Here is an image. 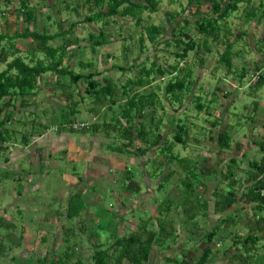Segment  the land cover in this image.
Segmentation results:
<instances>
[{
  "label": "rangeland",
  "instance_id": "obj_1",
  "mask_svg": "<svg viewBox=\"0 0 264 264\" xmlns=\"http://www.w3.org/2000/svg\"><path fill=\"white\" fill-rule=\"evenodd\" d=\"M95 1L91 0L89 7L88 3L84 4L85 0L40 2L42 7L33 6L35 24L25 21L24 15L21 14L20 1L0 2V33L10 34L22 30L26 25L31 28L35 25L37 30H44L40 27L44 26L52 33L66 30L64 34L50 42L56 46L62 44L65 39L71 41L64 63L77 72L101 71L102 73L95 78L102 80L105 76L107 78L112 76L109 81L118 86L114 91V102H110L112 97L108 96L96 107L97 111L89 112L88 107L94 103L84 91L85 84L81 82L72 84L68 77H61L55 82V75L47 72L42 75L37 93L27 100L29 101L27 105L21 106L18 100L15 101L14 115L8 123L9 128L14 129L11 141H15V144L9 151L0 152V164L4 163L5 156L11 160L4 163L5 165L2 164L3 166L0 165V246L6 252L5 255L0 254V264H44L42 257L39 256L46 255L48 258L53 255L56 259L66 245H70L72 252L69 259L65 258V264H74L79 259L82 264H94L93 251L95 244L99 242L109 246L111 264H132L127 257H122L117 263V256L122 252L123 246L113 244L117 236L127 238L138 233L144 221L148 230L162 228L158 242L153 245L144 264H178L182 258L195 261L203 250L206 241L204 234L209 228V221H205L207 218L199 217L197 229L191 230L192 224L188 223L187 213H184L185 210L180 211L179 208V204L183 205V199L177 197L172 201V196H175L174 193L179 195L177 190L184 186L182 180L189 168L202 177L201 170L193 166L197 164L199 167L202 164L203 156L196 151L213 153L214 140L210 141L209 149L201 145L204 138L209 136L202 135L199 127L204 126L205 128H202L204 131L209 128L207 119L215 121L219 118L215 117L214 109L220 104L207 101L211 98L214 87H220V95L224 96L226 93L223 91L232 90L229 81L235 77L234 73L232 72V77L227 80L224 77V69L215 68L220 64L218 59L224 47L209 38L208 46L211 50L206 51L201 47L197 52L196 47L188 52L185 60L174 56L173 52L180 51V47L175 46L172 41L170 45L165 46L162 41L152 44L145 40L143 50L139 48L141 24H165L164 38L167 41L174 35L172 29L176 28L178 36L179 26L199 39L193 23L184 22V18H189L193 22L199 16L193 14L196 9L194 2L158 0L157 10H144L140 15L141 24L136 25L135 18L131 16H109L105 19L107 23L102 20H87V16L100 9H106L108 0L101 4H96ZM259 1L252 0V5L247 6L240 3L238 9L228 17L230 29L247 32L251 30L254 21L244 22L245 9L250 8L256 10L253 19L256 21L258 17L259 20L257 23L254 22L257 26V35L260 38L264 36V13L261 14L256 9ZM261 1L264 9V0ZM210 4L203 1L201 10L204 14L209 13ZM171 14L174 16L173 23L169 16ZM10 15L15 21L9 22ZM73 22L74 26L71 27ZM177 24L178 27H175ZM100 30L104 32V41L100 45H95ZM17 41V46L22 50H29L34 45L30 40ZM4 45L7 46V52H10L9 44L6 45L4 42ZM9 55L10 53L7 59L11 60L12 56ZM21 56L29 61V54L25 51ZM200 56L203 58L202 64L198 60ZM242 59H235L234 63L237 61L236 63L241 65ZM152 60L164 65L177 63L180 68L177 73L180 76H183L186 68L193 70L194 86L191 85L190 90L181 91L180 100L172 99L169 103L168 98L171 94H165V85L173 79L175 75L173 73L163 75L154 73L152 82L140 89V93L152 90L156 92L154 111H151L153 107L150 106L146 108V113L149 115L154 112L155 121L158 122L164 136L172 138L180 123L189 126L187 129H190L189 132H185L187 136H183L186 144H196L193 147L197 150L192 151L190 148L186 150L185 144L176 143L173 153L179 154L180 157H185L186 152L190 155L194 153V164L191 163L190 166L185 161L178 164L175 161L172 163L164 161L161 164L160 153L156 148L150 149L142 156L108 148L109 145L122 144L125 140L120 136L119 128L105 127L103 124L111 125L114 118L120 116L123 103L128 99L122 92L121 85L129 78L133 79L136 73L140 74L136 67L122 71L120 67L110 65L117 63L118 66H128L131 63L145 62V66L149 67ZM249 60L245 59L246 64ZM79 61L84 62V65H80ZM87 62H91V65L88 66ZM4 66L5 63L0 62V70ZM248 76L249 74L244 78V83L250 81ZM127 89L129 90V87ZM257 95L252 96L248 90L240 91L239 99L234 106H230L228 120L232 123L241 122L235 128L239 135L246 133L248 136L247 127L251 126V121L254 120L243 121L245 105L246 109L250 110L254 107L253 101L259 102V105L260 102H264V86L258 89ZM196 97L201 98L204 106L201 110L196 107L194 100ZM72 101L78 109L74 115H71L68 109ZM64 116H69L68 118H73L74 121L93 122L97 124L96 131L87 129L88 132H85L78 128L76 130H80L79 132H68L53 129L59 119L62 121L67 119ZM22 121H25L24 125H21ZM40 121L48 126L41 135L37 131L42 129L38 125ZM144 122L146 125L149 124L148 116ZM212 134L215 137V133ZM23 136L28 138L29 144L21 143ZM139 144L143 147L145 143L139 141ZM251 149L253 154L246 157V162L261 156V152L255 150L254 146H251ZM124 171H127V175L130 173L132 178L127 180ZM6 173L11 175L5 176ZM72 179L76 182L74 186L68 184ZM30 186L35 187L34 190L29 191ZM76 191L80 192L78 199H75L77 202H74L82 207L80 217L69 218L66 215L69 199ZM21 192L24 197H17L16 194ZM29 196L34 197L32 198L34 203H30L31 207L27 208L24 204L28 202ZM170 198L171 201H166ZM15 200L20 202L18 206L14 204ZM158 208L162 209L161 213L158 212ZM101 224L105 227L100 228ZM139 236L144 238L147 234L140 231ZM218 248L214 246L212 256L206 264H227L218 262L216 257L221 254L222 247ZM257 250L261 252L262 248L258 247ZM12 253H15L14 260L10 259Z\"/></svg>",
  "mask_w": 264,
  "mask_h": 264
},
{
  "label": "trees",
  "instance_id": "obj_2",
  "mask_svg": "<svg viewBox=\"0 0 264 264\" xmlns=\"http://www.w3.org/2000/svg\"><path fill=\"white\" fill-rule=\"evenodd\" d=\"M21 3V14L24 15L25 20L29 23L35 24V16L33 13V7L29 6L27 0H19ZM91 0H85V5ZM105 0H96V4H101ZM173 0H170V2ZM190 3L194 2L196 5L195 14H199V16L191 22L189 18H184V22L186 24L193 23L196 32L200 38L204 39V45L207 47V38H217L220 30L227 28V20L229 15L236 11L239 7L240 3H243L245 6L252 3V0H188ZM203 1L210 2L209 13L204 14L201 10ZM159 1L158 0H145V2H139L134 0H108L106 2V9H100L92 15L87 16V20L89 21H97L102 20L107 23L105 20L109 16H131L135 18L136 25L140 23V15L144 10L156 11ZM252 5V4H251ZM248 9V10H246ZM245 9L244 18L246 21L251 19L256 15V10H250V8ZM258 9L261 14L264 13L262 1H259ZM170 20L173 23L174 16L171 14ZM74 26V22L71 24V27ZM178 27V24L175 26ZM43 29V28H42ZM164 29L165 24H141L140 26V36L138 38L139 48L143 50L145 44L144 41L147 40L152 44H158L160 41L164 43L165 46L170 45L169 43L172 41L175 46L180 47V51H174V56L178 59L185 60L188 52L197 47V52L200 47H202L201 39H196L194 36L189 34L187 30H182L179 26L180 31L176 32V28L172 29L173 36L170 37V40L167 41L164 38ZM66 30H60L57 32H48L46 28L44 30H37L26 26L22 30H17L15 36H10L12 38L11 41L15 38L22 39H30L34 45L31 49H29V61H26L24 57L21 55H14L11 60L7 61L5 67L0 70V152L7 150L9 151L13 148V144L15 141H11L12 133L14 129L9 128L8 123L11 122V119L14 115V110L16 108L15 101H19V105L24 106L27 105L30 97H34L37 93L38 85L41 82L42 75L47 72H51L55 75L56 81H59V78H69V81L72 84H76L81 82L85 84V93L93 99V105L88 107L89 112L97 111L96 107L102 104L103 99L110 96L112 97L109 101L114 102L113 95L114 91L118 87L114 82H111L112 76H105L101 79L95 78L96 75L101 74L102 72L89 71L86 73L77 72L69 68L68 65L64 63V59L67 56L68 46L71 44L69 39L63 40L62 44L53 46L50 44L52 40L60 36L62 33L64 34ZM9 33H0V40ZM176 35V36H175ZM97 37L99 39L95 40V45H100L104 40V32L100 30ZM206 41V42H205ZM161 42V43H162ZM127 47V46H126ZM3 48V47H2ZM41 54V57H38ZM127 55V54H126ZM125 55V56H126ZM7 52L4 49L0 51V61H6ZM199 63H202V58ZM80 65H84V62L79 61ZM87 65L90 66L91 62H87ZM113 65V66H112ZM145 62L131 63L128 66L122 65L118 66L117 63H112L110 66L112 67H120L122 71L131 68H138L140 74H135L134 78H129L126 83L121 85L122 92L128 96V99L125 100L123 106L121 108L120 116L114 118V123L111 125L103 124L105 127L119 128L121 131L120 136L124 138V142L119 145H109L108 148L114 151H124L128 154H139L142 156L146 154L150 149H158L160 153L159 162H184L188 161V166L193 163V160L189 157H180L179 154L173 153L174 145L176 143L185 144L186 140L184 136L187 131V126L184 123H180L177 125V130L172 134V138H168L164 136L160 130V126L158 122L155 121L156 116L154 112L151 114L146 113L147 107H153L156 101L157 94L155 91H150L148 93H140V89L148 86L152 80L154 79L153 74H175L173 79L169 80L165 85V94H171L168 101H172V99L180 100L181 91L190 90L191 85L193 84V72L192 69L186 68L183 76H180L177 72L179 71V67L177 63H172L170 65H164L156 60H152L150 66H145ZM257 80L251 81L254 86L253 91L258 89L259 86L264 84V72L257 73ZM252 80V79H251ZM64 85L63 83H60ZM129 87V90L127 89ZM63 88H65L63 86ZM83 95H81V99ZM171 99V100H170ZM196 101V106L198 110L203 109V104L200 102V98H194ZM254 107L252 110L258 109L259 102L253 101ZM69 113L74 115L78 109L76 105L68 106ZM154 111V107L153 110ZM250 111V110H249ZM96 113V112H95ZM148 116V125L145 124L144 119ZM67 119L62 121L59 119L56 122V129L58 131H68V132H79L80 130H76L77 128H72L71 125L74 123L83 122V125L80 128L82 131H87L90 129L96 131L97 124L93 122H86V120H73V118H68L69 116H64ZM160 120V119H159ZM180 121V120H179ZM181 122V121H180ZM25 121H22L21 125H24ZM42 127V129H37L39 134H43L45 130L48 129V126L41 122L38 124ZM69 125V126H68ZM117 125V126H116ZM90 132V131H89ZM184 135V136H183ZM212 137V136H211ZM218 143L221 149H227L229 146V133L227 130L220 133L218 136ZM140 142H144V146L142 147ZM21 143L24 145L29 144V140L26 136L22 137ZM260 149L262 151V156L259 160H255L251 162L250 168L248 170L249 177L253 180V183L250 184L247 188V191L241 196H244V199L248 202H255L258 206V213L255 215L256 222L258 223V231L261 232L264 226V219L261 216V210L264 205V196L261 194L260 189L262 187V181L264 178V141L260 143ZM9 158L5 156L3 161H8ZM165 162V163H166ZM194 164V163H193ZM194 168L201 170L200 174L202 176H208L212 173L216 172L215 168L210 165L208 162L204 163L202 161L201 166L197 167V164L193 165ZM202 167V168H200ZM128 171V170H127ZM127 171H124L125 178L131 179L132 176L129 173L127 175ZM190 175H192L195 179L201 178L198 174L193 171H190ZM254 174L251 176L250 173ZM5 176H10L8 173L4 174ZM233 163L229 164L228 173H226V177L230 179V184H234L236 179L233 177ZM79 191L71 194L70 201L68 203L67 217H80L81 206L79 204H75V199H78ZM236 192L233 189H229L226 192V195H223L224 202L220 206L221 208H225L230 206L236 200ZM74 200V201H73ZM168 201V199H166ZM161 208H158V212L161 213ZM257 212V211H256ZM79 215V216H78ZM157 218V217H156ZM100 228H104V225H100ZM139 230V229H138ZM146 233L147 236L141 238L139 236V232ZM140 231L136 234H131L127 238L125 236H117L114 246L122 245V252L117 256V263L121 260L122 257H127L132 264H144L145 261L148 260L149 255L151 253V249L153 245L157 244L160 234L162 233V228L159 230H148L146 227V221H144L140 226ZM215 234V231H208L204 234L208 244L211 239V236ZM264 236L262 234L251 233L248 234L243 242L248 245L252 243L254 245L258 240L262 239ZM20 242V241H19ZM18 242V244H20ZM203 247V250L200 256L195 261H188L185 258H182L178 264H205L212 253V249L209 245ZM252 247V246H251ZM262 251L259 252L263 262H259L256 259L255 264H264V242L261 246ZM254 250V248H250ZM2 247L0 246V253ZM245 250L249 251V247H245ZM257 251V249H255ZM72 252V248L70 245H66L65 249L61 252V255L56 256L54 259L53 255L47 258V256H43L42 260L44 264H65V258L69 259L70 253ZM93 261L94 264H111L109 260V246L102 244L99 242L95 244V249L93 251ZM74 264H82L81 259L76 260Z\"/></svg>",
  "mask_w": 264,
  "mask_h": 264
},
{
  "label": "crops",
  "instance_id": "obj_3",
  "mask_svg": "<svg viewBox=\"0 0 264 264\" xmlns=\"http://www.w3.org/2000/svg\"><path fill=\"white\" fill-rule=\"evenodd\" d=\"M45 1L47 0H36V2L35 0H27V3L31 7L34 6L40 8L42 7L40 6V2H45ZM0 2H3V0H0ZM10 2H12V0H10ZM11 16L12 15H10L9 17ZM13 21H15V19L11 17V19H9V22H13ZM249 21H254L257 23V21L259 20L258 17L256 21L253 19V17L248 21L244 19L245 23H248ZM254 22H252L251 30L247 32V30L235 31L230 29L229 26L230 22H228L227 20L226 30L221 29L217 38L215 39L211 38L212 40L217 42L218 45L224 47V50L218 59L221 65L218 64L217 66H215V68L218 67L223 68L225 72L224 77L227 80L232 77L231 75L232 72L234 73L235 76L232 77L231 80L229 81L230 83L229 87L232 90L223 91L226 93V96H224L223 94L220 95L221 94L220 87H214L213 91L211 92L212 93L211 98H208L207 100L210 103L220 104L216 107V109H214L215 110L214 113L216 114L215 117L219 116V118L217 119L215 118L216 119L215 121H211L207 119L209 128H206L204 131L202 129L205 128L204 126L199 127V129L202 130L201 133L203 132L202 135L205 134V136H209L208 138H204L203 143L201 145L210 148V144H211L210 141L213 140L215 145H213L214 146L213 153L209 151L206 152L203 150L199 152L196 151V153L199 154L200 156H203L202 161L204 163L208 162L210 165H212L215 168L216 172L208 176H202L199 179H195L192 175L189 174V172L187 173L185 172V178L184 180H182L184 181V186H182L181 189L177 190V193H179V195L174 193L175 196H172V201L173 198H177V197H181V199H183V205L179 204V208L180 211L185 210L184 213H187L188 223L192 224V227L190 226L191 230L194 231V229H197L198 226L197 218L199 217L207 218L205 219V221L207 222L209 221V228L207 229L206 232L214 230L215 234L211 236L209 244L205 238L206 241L204 247L208 244L212 249V252L214 246L216 248H218V246L222 247L221 254L217 255L216 258L218 262L220 261L227 264H235V262H237L236 264H241V262L243 264H255L254 262H256V259L259 262H263L262 259L260 260L261 258V256H259L260 251L258 250L256 251L255 249L263 245L264 237L258 240L257 243H255L254 245H252V243L246 245L243 242L244 238L248 234L251 233L257 234V232L259 234H262V232L258 231V223L256 222L257 220L255 219L256 217L255 215L259 212L257 204L255 202L246 201L244 199V196L243 195L241 196V194H244V192L247 191L248 186L253 183V180L250 179L248 173L251 162L255 160H259L262 156L260 143L264 141V102L262 103L260 102L258 109H256L255 111L252 109H250L249 111L248 109H246V105H245V110H244L245 112L243 114L245 118L243 119V121L245 120V122H247V119H249L250 121L254 120L251 121L252 125L251 126L248 125L247 127L248 136L246 135V133H242L241 135H239L236 132L237 130L235 128L238 125V123L241 122L238 123L229 122L230 120H228L229 117L227 115L228 112L231 110L230 106H234L236 100L239 99L240 91L245 92L246 90H248V93L252 94V96L254 95L258 96L257 95L258 89L264 86V84L259 86L255 93V90L253 91L254 88V86H252L253 83L251 82L252 77L258 72H263L264 69V36L260 38L257 35L256 33L257 26L254 24ZM33 27L35 29V25ZM40 27H42L43 29L45 28L44 26H40ZM224 31L225 34H223ZM16 32L17 30L15 32H12L4 36L2 40H0V51L1 49H4L6 52L8 51L7 46L4 45V42H6V45L9 44L11 49L10 52H7L6 61H0L2 63L6 64V62L9 61L7 59L8 53H10L9 56L13 57L14 55H21L23 51H25L26 54H28L29 52V50H22L20 46H17L18 44L17 40L29 41L30 39L15 38L11 41L10 38L12 37L10 36H15ZM200 39H201L202 48L206 51L211 50V47L208 46L209 38L206 39L207 47L204 45V39L203 38ZM248 40L250 43L248 42ZM30 42L32 41L30 40ZM202 56L198 58L199 62L201 61L200 59L202 58ZM235 59L236 60L242 59L243 64L239 65L236 63L237 61L234 63ZM245 59L248 60L250 59L247 62V64ZM248 74L250 81L244 83V78H246ZM214 76L215 75H213V77ZM224 77L222 76V78ZM192 85L194 86V82ZM234 109H236V107ZM210 115H212V113ZM80 128L82 127H79V129ZM188 128L189 126H187V129ZM189 130L187 131L189 132ZM225 130H227L229 133V137H230L229 146L227 149H221L218 143V139H219L218 136L220 133L224 132ZM212 133H215V137L214 134ZM189 145L192 146L190 147ZM189 145L185 143L186 150L189 148L192 151L196 149V147L195 148L193 147V145L196 146V144L190 143ZM251 146L252 147L254 146L255 150L257 149L259 152H261V156H259V158H254L252 160L249 159L246 162L245 161L246 157L247 156L249 157V154H253ZM193 154L194 153L190 155L187 154L186 152L185 157H189L193 160V158L195 157ZM199 159L200 158H198V160ZM3 162L6 163L7 161H3ZM4 163H1L0 165L3 166L5 165ZM185 163L188 164V161H185ZM232 163H233V174H234L233 177L236 179V182L231 185L230 179L226 177V173H228L229 164ZM199 166H201V164ZM253 174H254L253 172L250 173L251 176ZM68 184L74 186L76 182H73L72 179L68 182ZM34 188L35 187L33 186L28 187L29 191L34 190ZM229 189L235 190L237 194L236 200L230 206L221 208L220 206L224 202V198H222V196L226 195V192ZM21 195L22 192L16 194V196L19 198L24 197V194L22 196ZM32 198L34 197L29 196L27 198L28 202L24 204L25 207L27 208L31 207L30 203H34ZM168 200L171 201V198ZM18 203L20 202H17L16 200L14 201V204L17 206L19 205ZM18 209L20 210L21 208L18 207ZM184 213L182 214L179 213V215L180 214L184 215ZM179 220H181V218H179ZM245 247H249V251L248 250L246 251ZM250 248H254V250H251ZM1 252L4 253V255L6 254L4 250ZM12 254L13 256H11L10 259L14 260L15 253ZM43 256H39V257H43ZM211 256L212 255H210V257Z\"/></svg>",
  "mask_w": 264,
  "mask_h": 264
},
{
  "label": "built area",
  "instance_id": "obj_4",
  "mask_svg": "<svg viewBox=\"0 0 264 264\" xmlns=\"http://www.w3.org/2000/svg\"><path fill=\"white\" fill-rule=\"evenodd\" d=\"M257 78H258V76H257V74H255V75L252 77V81H256ZM82 125H83V122H80V123H74V124H72L71 126H72L73 128H79V127H81ZM262 184H263V185H262V187H261V189H260V192H261V194L264 196V178H263ZM261 216H262L263 219H264V205H263L262 210H261ZM261 232H262V235L264 236V226H263Z\"/></svg>",
  "mask_w": 264,
  "mask_h": 264
}]
</instances>
